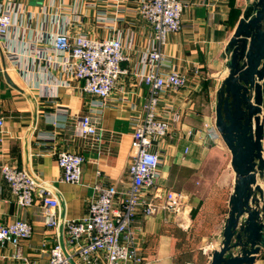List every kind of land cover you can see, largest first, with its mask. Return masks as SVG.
<instances>
[{
    "label": "crops",
    "instance_id": "0c3cea01",
    "mask_svg": "<svg viewBox=\"0 0 264 264\" xmlns=\"http://www.w3.org/2000/svg\"><path fill=\"white\" fill-rule=\"evenodd\" d=\"M140 1L0 0V11L15 19L10 33L0 35V224L22 219L33 226L32 235L18 247L0 244V264H45L60 233L59 228L44 225L37 194L32 205L17 206L2 178L3 164L24 169L46 183L59 201L64 221L87 213L92 185L99 176L105 183L128 185L132 126L147 95L134 73L149 70L141 53L152 47L148 27L138 13ZM252 1L181 0V29L169 33L161 47L163 69H178L188 83L185 90L166 91L161 96L180 116L170 134L155 146L161 159L158 180L181 192L183 211H159L148 218L140 212L134 215L135 245L145 264H209L212 252L222 245L235 173L226 147L220 151L226 163L210 176L214 153L222 145L219 138L210 139L205 123L215 126L216 92L229 72L225 48ZM58 32L69 37L85 33L97 40L118 37L128 54L122 66L130 74L121 77L104 100L86 93L83 81L66 73L62 61L67 55L53 47ZM87 113L99 116L102 142L91 144L76 133L78 118ZM261 117L264 158V107ZM61 150L83 155L80 183L61 179L55 159V152ZM256 181L263 192L260 219L264 223V173ZM215 192L225 197L222 200L220 195L219 211L209 213L205 207ZM202 215L215 224L211 237L201 234L194 246L188 238L195 226L203 228ZM16 253L22 258L15 257ZM251 255L255 257L252 264H264V246Z\"/></svg>",
    "mask_w": 264,
    "mask_h": 264
},
{
    "label": "built area",
    "instance_id": "2783aa9c",
    "mask_svg": "<svg viewBox=\"0 0 264 264\" xmlns=\"http://www.w3.org/2000/svg\"><path fill=\"white\" fill-rule=\"evenodd\" d=\"M182 8L181 0H141L138 6L152 47L141 53V61L149 65V70L134 73L136 80L146 87L147 95L132 126L126 187L105 183L99 176L92 185L87 213L64 221L60 219L59 201L46 183L9 163L1 166L2 178L17 206L32 205L37 194L44 225L60 229L45 264H145L135 245L138 230L132 226L134 215L140 212L148 218L159 211L174 214L183 211L181 192L168 189L158 180L161 159L159 150L155 149L156 144L170 134L180 116L177 109L161 101V96L166 91L185 90L188 86L183 72L171 67L163 69L165 58L161 51L167 35L181 29ZM14 23L12 14L0 11V35L7 36ZM52 43L57 52L67 55L62 61L66 73L83 81V90L101 100L108 98L121 77L130 74L129 68L122 66L128 54L118 37L97 40L85 33L69 37L58 32ZM98 118L87 113L76 123V133L91 144L102 142ZM205 126L210 139L220 137L213 124L205 123ZM55 157L61 179L80 183L83 155L61 150L55 152ZM32 233L33 226L22 219L0 224V244L18 247L20 241ZM15 257L22 258L19 253Z\"/></svg>",
    "mask_w": 264,
    "mask_h": 264
},
{
    "label": "water",
    "instance_id": "95a60500",
    "mask_svg": "<svg viewBox=\"0 0 264 264\" xmlns=\"http://www.w3.org/2000/svg\"><path fill=\"white\" fill-rule=\"evenodd\" d=\"M224 55L229 72L216 92L215 127L230 152L235 178L222 245L209 264H252L251 254L264 246L263 192L256 181L264 173V0L245 8Z\"/></svg>",
    "mask_w": 264,
    "mask_h": 264
},
{
    "label": "rangeland",
    "instance_id": "374dc122",
    "mask_svg": "<svg viewBox=\"0 0 264 264\" xmlns=\"http://www.w3.org/2000/svg\"><path fill=\"white\" fill-rule=\"evenodd\" d=\"M212 100H213V98H212ZM219 140L221 141L220 145H222V150H219V151L214 153L215 164L216 165L214 164V165L210 166L209 171H208L210 176H212V177L215 174H217L218 172L221 171V169L223 168V166H224V164L226 163V160H227L226 157H225V154L220 152V151L223 152V151H225L227 149L226 145L222 141L221 137H219ZM222 193L223 192H221V193L215 192L213 194L212 198H211V203L205 207V210L207 209V211L209 213H211V212L214 213L215 210L219 211V209L221 207L220 204H219L220 203V199H221L220 195H222V200L225 197V194L223 195ZM202 217H203V221L201 223L203 224V228L197 230L196 226H195L194 229L192 228L193 231H192L190 237L188 238V242L191 245L196 246L198 244L197 242L200 240L199 239L200 235L203 234V233L209 235V238L211 237V232L213 231L212 227L214 226L215 223H213L212 220L209 219V216L204 217L202 215Z\"/></svg>",
    "mask_w": 264,
    "mask_h": 264
}]
</instances>
